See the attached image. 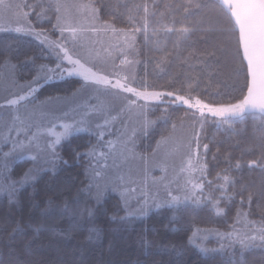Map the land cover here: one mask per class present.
Returning <instances> with one entry per match:
<instances>
[{"label": "snow or ice", "instance_id": "6c2138e0", "mask_svg": "<svg viewBox=\"0 0 264 264\" xmlns=\"http://www.w3.org/2000/svg\"><path fill=\"white\" fill-rule=\"evenodd\" d=\"M0 32L32 37L48 60L37 64L18 42L0 43V264L17 237L28 250L41 237L75 238L87 225V239H99L95 214L109 191L125 210L113 220L166 210L175 226L195 224L202 212L231 213L226 231L189 228L186 243H160L177 257L189 244L226 253L230 264H249V252L264 251V0H169L162 7L159 0H0ZM142 48L154 55L140 59ZM174 60L178 70L164 84L149 82V63L160 75ZM28 65L32 75L24 79ZM67 78L76 84L69 92L38 95ZM222 86L238 94L225 99ZM81 133L87 144L70 147L65 158L63 146ZM17 162L30 164L18 176ZM77 162L86 165V182L56 181L58 164ZM245 170L262 174L258 186L244 180ZM41 174L54 183L38 189ZM211 232L219 248L197 243ZM140 243L151 249L157 241L144 233ZM23 264L44 262L33 256Z\"/></svg>", "mask_w": 264, "mask_h": 264}, {"label": "trees", "instance_id": "16d2710c", "mask_svg": "<svg viewBox=\"0 0 264 264\" xmlns=\"http://www.w3.org/2000/svg\"><path fill=\"white\" fill-rule=\"evenodd\" d=\"M159 2L162 7L163 4L169 2V0H159ZM13 41L18 42L19 47L23 51L33 53L37 57V64L48 63V60L45 58L47 54L41 53L37 42L32 37L19 36L16 33L0 32V43ZM152 55H154V53L148 48H142L139 58L143 60ZM153 67V64L149 63V82L151 83L154 81L157 85L164 84L168 75L178 70L175 60L173 64L169 66L167 72L160 75H156L153 72ZM136 70L139 80V77L144 74L143 64L137 66ZM31 75V65L21 70V76L24 79L30 78ZM75 86L76 84L73 78L53 81L45 85L38 95L41 99L50 94L63 95ZM215 88L216 84L214 82L209 91H214ZM221 91L225 93V99L229 92L232 96L238 94L223 86L221 87ZM158 114L159 113H157V115ZM172 115L173 118H175L179 116L180 113L173 112ZM248 123L249 125L253 123L251 117H249ZM163 129L164 125L160 123L157 128V133L163 131ZM157 133H154L151 139L156 138ZM207 134L209 138H211L216 134V130L210 127ZM221 138L224 140V146L230 143L227 138ZM151 139L142 141L139 145V150H145L151 142ZM88 140L89 136L84 133L75 136L71 141V145L65 144L63 146L61 154L67 158L70 147L80 146L81 150H83ZM29 166V163L17 162L15 165L16 175L18 176L23 169ZM57 167L58 175L56 181L73 177L77 182V186H79L80 182H86V165L84 163L77 162L71 167L58 164ZM243 178L245 181L258 186L262 174L259 171L249 172L245 170ZM49 183H54L50 176L41 174L36 187L38 189H43L45 185ZM30 191L31 188H26L21 194L22 204L25 208L27 207V198ZM82 199L87 200V195L85 194ZM5 205L6 198L0 197V213H3ZM253 211H255V205L253 206ZM113 215L123 216L125 215V210L120 201V197L109 191L105 194L95 214L94 222L102 229V235L99 239H87V225L75 236V238L50 240L47 237H41L35 240L28 250H22L24 237H17L12 250L7 248L3 250L2 259L4 260V264H23L25 260L33 256L42 260L44 264H230L228 254H204L195 244L187 245L184 254L180 257H177L169 250L162 249L159 245L161 242L169 239L181 240L186 243L187 236L191 234L189 228H191L192 231H194L196 227L201 229H218L222 232L226 231L227 225L231 223V213L229 214V218H220L208 214L207 212H202L196 216L195 224H189L185 221L175 226H168L170 213L166 210H161L159 212L152 210L147 217H132L128 221L113 220ZM144 233H146L149 238H154L157 241L156 245L151 249H145L141 246L140 236ZM213 235H215L214 232L199 234L197 243L210 249L219 248L221 241L218 237H212ZM201 238H203L202 241ZM231 251V249H227L228 253ZM261 256H264V251L255 250L249 252L246 259L249 264H253V262L259 264ZM238 260L239 252L237 251V261Z\"/></svg>", "mask_w": 264, "mask_h": 264}, {"label": "rangeland", "instance_id": "374dc122", "mask_svg": "<svg viewBox=\"0 0 264 264\" xmlns=\"http://www.w3.org/2000/svg\"><path fill=\"white\" fill-rule=\"evenodd\" d=\"M156 175H159V172L157 171L155 173ZM112 193H115V192H112ZM116 195H118V193H115ZM119 196V195H118ZM135 201H132V208L134 209L135 208ZM210 236V235H209ZM212 237L216 238L217 236L216 235H213ZM203 240V238H201V241Z\"/></svg>", "mask_w": 264, "mask_h": 264}]
</instances>
